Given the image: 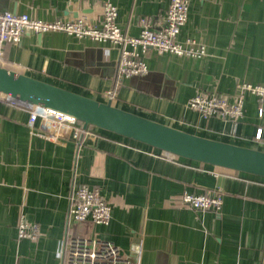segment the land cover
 I'll use <instances>...</instances> for the list:
<instances>
[{
    "label": "crops",
    "instance_id": "crops-1",
    "mask_svg": "<svg viewBox=\"0 0 264 264\" xmlns=\"http://www.w3.org/2000/svg\"><path fill=\"white\" fill-rule=\"evenodd\" d=\"M106 1L129 37L139 35L140 17L156 22L169 2L0 0V12L44 22L99 20ZM177 38L196 41L206 55L149 49L140 52L147 74L119 83L114 45L62 32L26 33L20 43L5 45L2 67L194 136L264 152L254 96H244L236 125L205 120L188 107L191 98L211 93L234 101L238 83L264 86V0H189ZM108 90L111 101L103 96ZM28 119L26 107L0 96V264H62L66 235L75 229L114 240L127 255L140 243L139 264H264V178L169 156L94 128L59 145L31 136ZM79 185L97 189L110 205L108 225H73L70 197ZM214 189L223 195L218 212L182 204L184 192ZM20 213L38 226L35 241H16Z\"/></svg>",
    "mask_w": 264,
    "mask_h": 264
},
{
    "label": "built area",
    "instance_id": "built-area-1",
    "mask_svg": "<svg viewBox=\"0 0 264 264\" xmlns=\"http://www.w3.org/2000/svg\"><path fill=\"white\" fill-rule=\"evenodd\" d=\"M188 7L189 0H169L165 14L156 22L147 17H140L138 19L140 32L137 37H129L119 29L116 24L117 9L108 1L101 7L99 20L80 16L66 21L44 22L31 19L27 15L0 12V66L2 67L3 64L5 45L20 43L26 33L62 32L77 39L114 45L118 51L115 66L117 83L132 77L144 76L148 70L140 52L152 49L160 54L169 53L190 58H201L206 55L205 47L196 41L191 39H187L184 43L178 41L180 29L187 21ZM246 94L256 98L257 116L264 122V86L249 83L237 84L236 93L232 96L234 101H231V97L227 95L211 93L191 98L188 107L205 120L216 118L236 125L242 117V105ZM0 96L11 105L26 107L29 110L27 126L30 135L41 137L51 143L65 145L68 141L78 142L93 128L90 126L83 128L82 123L68 115L25 105L8 95L0 94ZM103 96L107 101H111L114 92L108 90ZM37 120L43 123L39 129L34 127ZM261 133L262 128H259L255 138L259 139ZM181 201L185 207L201 213L218 212L223 204V195L217 189L201 194L184 192ZM110 217L111 207L97 189L87 185L75 187L70 197L69 209V218L74 226L83 223H89L94 227L106 226ZM37 236L38 226L27 222L20 213L16 227V241L22 239L35 241ZM141 249V244L135 243L130 247L127 255L116 241L102 239L97 235L88 236L81 230L75 229L66 235L61 258H63L62 264H139Z\"/></svg>",
    "mask_w": 264,
    "mask_h": 264
},
{
    "label": "water",
    "instance_id": "water-1",
    "mask_svg": "<svg viewBox=\"0 0 264 264\" xmlns=\"http://www.w3.org/2000/svg\"><path fill=\"white\" fill-rule=\"evenodd\" d=\"M0 94L166 154L264 178V152L201 138L0 66ZM63 263V258H61Z\"/></svg>",
    "mask_w": 264,
    "mask_h": 264
},
{
    "label": "trees",
    "instance_id": "trees-1",
    "mask_svg": "<svg viewBox=\"0 0 264 264\" xmlns=\"http://www.w3.org/2000/svg\"><path fill=\"white\" fill-rule=\"evenodd\" d=\"M95 128V127H94ZM96 129H98V128H96ZM98 130H101V129H98ZM101 131H104V130H101ZM107 132V131H106ZM107 133H110V132H107ZM110 134H112V133H110ZM112 135H115V134H112ZM115 136H118V135H115ZM118 137H120V136H118ZM123 138V137H122ZM126 139V138H125ZM157 151H160V150H158V149H156ZM207 192V191H206ZM203 193H205V191L203 192Z\"/></svg>",
    "mask_w": 264,
    "mask_h": 264
},
{
    "label": "rangeland",
    "instance_id": "rangeland-1",
    "mask_svg": "<svg viewBox=\"0 0 264 264\" xmlns=\"http://www.w3.org/2000/svg\"><path fill=\"white\" fill-rule=\"evenodd\" d=\"M94 128V127H93ZM94 129H96V128H94Z\"/></svg>",
    "mask_w": 264,
    "mask_h": 264
}]
</instances>
